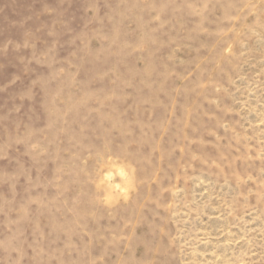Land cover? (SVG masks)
Masks as SVG:
<instances>
[{
    "label": "clouds",
    "instance_id": "1",
    "mask_svg": "<svg viewBox=\"0 0 264 264\" xmlns=\"http://www.w3.org/2000/svg\"><path fill=\"white\" fill-rule=\"evenodd\" d=\"M168 8L197 17L196 35L215 41L182 81L190 99L177 87L163 119L133 124L112 107L117 93L77 91L63 74L44 127L8 146L28 158L30 186L6 225L13 235L4 247L18 256L11 264H25V251L28 264H264V59L251 79L237 70V25L255 17L264 30V0H238L231 27L211 33L214 0L132 5L150 13L153 32L167 27ZM101 156L123 169L110 184L89 168ZM60 236L66 242L52 247ZM94 247L100 253L89 256Z\"/></svg>",
    "mask_w": 264,
    "mask_h": 264
},
{
    "label": "rangeland",
    "instance_id": "2",
    "mask_svg": "<svg viewBox=\"0 0 264 264\" xmlns=\"http://www.w3.org/2000/svg\"><path fill=\"white\" fill-rule=\"evenodd\" d=\"M135 2L0 0V264H11L18 258L4 247L13 235L6 225L22 214L30 187L22 174L28 158L23 149L13 146L9 150L8 146L25 131L44 127L53 85L67 82L61 79L63 74L71 76L77 91L97 96L117 93L119 99L112 107L133 124L163 119L175 100L177 87L183 88L185 101L190 99L182 81L201 59L202 50L214 45V38L196 35L198 18L174 13L171 8L162 17L168 21L167 27L153 32L156 25L146 23L150 13L132 9ZM214 2L215 8L207 17L209 33L231 27L238 0ZM148 3L159 8L168 0ZM237 28L244 32L237 46V53H244L237 70L251 79L257 62L264 59V30L257 26L255 17L242 20ZM146 40L152 43L144 49ZM237 164L247 167L243 161ZM89 168L110 184L117 165L101 156L91 161ZM117 171L123 175V169ZM45 219L51 217L46 215ZM64 242L60 236L50 243L58 247ZM232 250L220 249L225 253ZM100 251L94 247L88 255ZM25 257L28 264L27 251Z\"/></svg>",
    "mask_w": 264,
    "mask_h": 264
}]
</instances>
